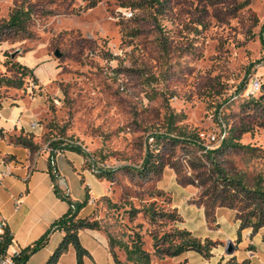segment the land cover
Wrapping results in <instances>:
<instances>
[{
	"label": "rangeland",
	"instance_id": "obj_1",
	"mask_svg": "<svg viewBox=\"0 0 264 264\" xmlns=\"http://www.w3.org/2000/svg\"><path fill=\"white\" fill-rule=\"evenodd\" d=\"M242 1L99 0L88 8L90 0H0V20L21 3L34 11L25 36L0 42V76L19 77L18 61L37 77L25 76L19 87L0 85V102L21 97L29 123L39 124L32 129L39 144L49 150L51 142L78 144L89 154L86 165L95 175L111 171L110 178H100L106 191L86 204L85 213L98 221L97 229L123 264L130 262L122 245L131 244L136 233L152 252L153 234L176 226L218 242L214 256L198 253L205 264L231 256L225 252L229 240L233 255L264 264V233L261 256L249 241L254 234L239 245L242 231L239 240L233 209L218 207L211 220L198 203V188L180 184L169 165L151 178L133 169L174 113L176 125L197 128L209 146L227 134L226 125L248 127L236 133L253 148L227 153L226 164L244 171L248 180L264 173V0ZM112 55L116 58L109 59ZM255 78L258 89L252 87ZM252 98L260 102L248 107ZM151 202L166 210L176 207L182 221L153 223L142 210ZM132 208L141 210L132 215ZM153 260L189 264L195 259Z\"/></svg>",
	"mask_w": 264,
	"mask_h": 264
},
{
	"label": "trees",
	"instance_id": "obj_2",
	"mask_svg": "<svg viewBox=\"0 0 264 264\" xmlns=\"http://www.w3.org/2000/svg\"><path fill=\"white\" fill-rule=\"evenodd\" d=\"M99 0H90L88 8L95 6ZM158 2V0H155ZM140 2L139 4H142ZM249 3V0L242 1V5ZM135 8L137 6H131ZM33 8L24 3L18 4L10 12L8 18L0 20V42L8 39L23 37L27 33L28 25L33 17ZM264 23L261 27V37L264 39ZM115 56L109 57L114 59ZM17 78L11 76H0V85L19 87L23 78L27 75L34 80L37 79L33 68L16 61ZM245 86V85H244ZM251 102L258 103V99L252 98ZM175 114L171 113L167 118V128L162 133H154V146L148 145L143 160L139 167L133 168L140 176L151 178L158 175L169 165L177 175V180L183 185H194L198 188V203L205 206L206 216L215 220L218 207L226 206L235 211L236 219L239 221V240L241 231L244 228H251V233L256 234L264 227V173H258L247 179L244 171L236 170L226 164L225 155L232 151L252 149L253 147L239 141V133L249 130L248 127H237L226 125V133L216 146H209L205 137L197 128H190L187 125L178 126L175 124ZM18 143L30 150L36 149L39 145L34 141V134L16 135ZM51 142V147L61 151L70 149L88 157L89 154L80 145L62 141ZM163 147L160 149L159 145ZM57 151L50 150L48 155L49 172L53 180L59 175L56 164ZM110 170L98 171L97 177L110 178ZM85 197L81 201H74L69 195L62 194L55 183V192L59 197L69 202L68 210L57 218L51 227L37 240L24 247L18 254L13 255L15 264H25L29 257L42 248L49 241L50 234L55 230L64 231V235L56 249L49 257L47 264H57L60 257L72 245L76 251L77 264H85L84 258L90 256V252L83 246L79 238V231L84 228H98V221L90 220L88 217H79L80 210L86 206L90 199L88 187H85ZM158 190V193H161ZM141 209L132 208L131 214H137ZM142 210L153 222L166 220L176 223L182 221V215L176 209L157 208L155 202L145 205ZM110 241H112L110 239ZM12 243V234L8 228L5 229L0 239V256L5 255ZM217 241L210 237L202 238L187 227H172L161 235L153 234L152 252L144 248V240L140 233L132 238L131 244L123 243L126 259L130 264H155L153 256L158 259L174 258L187 251H194L209 258L213 255V248ZM111 254L116 264H123L110 246ZM221 257L216 264H250L248 259L239 260L236 255L229 256L224 262Z\"/></svg>",
	"mask_w": 264,
	"mask_h": 264
},
{
	"label": "crops",
	"instance_id": "obj_3",
	"mask_svg": "<svg viewBox=\"0 0 264 264\" xmlns=\"http://www.w3.org/2000/svg\"><path fill=\"white\" fill-rule=\"evenodd\" d=\"M0 107L2 111L0 129L3 134L0 139V171L9 172L3 176L0 184V219L5 220L6 228L12 234V243L7 252L13 253L41 237L53 222L68 210V202L55 192V183L62 194L73 195L76 201L84 199L85 187H88L90 194L88 203L103 194L107 187L86 165V158L70 149L57 152L56 164L59 175L56 181L53 180L49 172V148L39 144L35 138L34 141L39 146L34 150L24 147L16 140V135L32 132L28 118L23 112L21 97L4 99L0 102ZM72 187L77 190V194L73 193ZM85 208L86 206L80 210L79 217H86ZM234 226L237 231L239 223L235 222ZM191 230L195 232V229ZM262 233L264 227L252 236V240H249L257 246V254L260 253L259 242L262 240ZM250 234L251 228H244L239 245L245 246L249 242L246 238ZM63 235L62 230L53 231L47 244L34 252L25 264H47ZM79 238L90 252V256L84 258L85 264H116L104 232L84 228L79 231ZM237 256L240 260L248 259L250 264L253 263V259L245 254L241 257L239 254ZM180 257L194 258L195 260L189 264H205L202 257L194 251H187L174 258ZM221 257L222 255H219L215 264ZM206 261L210 262V260ZM57 264H77L76 251L72 245L60 257Z\"/></svg>",
	"mask_w": 264,
	"mask_h": 264
},
{
	"label": "built area",
	"instance_id": "obj_4",
	"mask_svg": "<svg viewBox=\"0 0 264 264\" xmlns=\"http://www.w3.org/2000/svg\"><path fill=\"white\" fill-rule=\"evenodd\" d=\"M252 87H253V89H258L260 87V81H259L258 78H255L253 80ZM1 116H2V111H1V107H0V117ZM29 125H30V128L31 129H35V128H37L39 126V124H38L37 121H32ZM2 137H3V134H2V131L0 129V139ZM50 150H54V151L59 152L57 149H50ZM7 173H9V172H7V171L6 172L0 171V184L2 182L3 176L5 174H7ZM5 229H6V222H5V220H3V219L1 220L0 219V239L3 236V233H4ZM18 253H19V251H15L13 253H8L7 252L5 255H1L0 256V264H15V261L13 259V255H16Z\"/></svg>",
	"mask_w": 264,
	"mask_h": 264
},
{
	"label": "water",
	"instance_id": "obj_5",
	"mask_svg": "<svg viewBox=\"0 0 264 264\" xmlns=\"http://www.w3.org/2000/svg\"><path fill=\"white\" fill-rule=\"evenodd\" d=\"M55 55H56L57 57H62L63 54H62L58 49H56V50H55ZM234 250H235V244H234L233 241L229 240V241L227 242L226 247H225V252H226V254H228V255H233Z\"/></svg>",
	"mask_w": 264,
	"mask_h": 264
}]
</instances>
